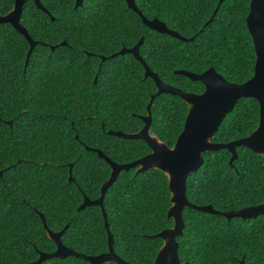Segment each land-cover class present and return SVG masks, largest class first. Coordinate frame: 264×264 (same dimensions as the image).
I'll return each mask as SVG.
<instances>
[{"label":"trees","instance_id":"16d2710c","mask_svg":"<svg viewBox=\"0 0 264 264\" xmlns=\"http://www.w3.org/2000/svg\"><path fill=\"white\" fill-rule=\"evenodd\" d=\"M40 2L47 12L32 0L22 6L20 24L37 42L27 63V40L10 24H0V212L8 225L0 239V264H26L39 251L55 250L40 213L51 231L66 226L60 240L78 253L107 251L106 221L121 259L152 264L162 245L156 234L173 225L167 218L170 194L163 173L120 171L104 194L105 220L98 206L77 210L83 197L99 196L110 175L108 164L91 149L116 163H129L150 151L142 140L107 134L140 130V116L147 114L156 92L154 81L144 77L131 54L110 55L143 36L139 55L165 84L200 94L201 82L174 71L200 74L209 67L228 81H244L253 71L245 23L250 0H223L219 5L218 0H134L145 17H156L191 41L147 28L125 0H83L78 7L75 0ZM13 3L0 0V15ZM209 31L217 34L221 46L234 45L227 59L218 60L215 42L203 39ZM187 110L178 96H156L150 106V132L171 147ZM257 118L258 102L240 98L211 141L246 136ZM237 155L229 165L225 149L204 153L202 166L187 176V200L220 211L263 201L264 156L242 146ZM41 191L56 195L42 197ZM183 219V234L176 238L181 262L264 264V216L228 220L185 209ZM40 264L89 263L68 256Z\"/></svg>","mask_w":264,"mask_h":264},{"label":"water","instance_id":"95a60500","mask_svg":"<svg viewBox=\"0 0 264 264\" xmlns=\"http://www.w3.org/2000/svg\"><path fill=\"white\" fill-rule=\"evenodd\" d=\"M27 0H14L13 7L7 13L0 15V24H10L19 34H21L28 42L29 49L27 51L26 60L35 45L36 41L28 35L26 29L20 24V16L22 6ZM35 6L47 12L41 4L40 0H32ZM127 7L137 13L141 22L147 28L154 30L160 34H165L170 37L182 40L191 41V38H185L178 32L170 29L164 22L157 18L148 19L137 8L134 0H125ZM223 0H218V5ZM82 0H75V6H80ZM255 11L257 17L264 19V0H250L249 12ZM248 12V13H249ZM210 18L209 21H211ZM53 20V17H50ZM249 18L246 16L245 23L247 25ZM251 28V25L249 24ZM143 42V37L131 48H122L117 52L118 55L125 53L131 54L143 67L144 77L151 78L154 81L156 92L151 95L149 103L146 107L147 114L140 116L143 126L140 130L133 133H124L122 131L108 130L107 134L125 139L142 140L150 149L143 157L138 158L129 163H116L106 156L101 150L91 149L96 152L97 156L102 158L110 168L108 179L102 184L99 191V196L96 199L83 197L82 202L78 205L77 210H82L88 206H98L101 209L104 220L106 213L103 207V198L106 190L116 180L120 171L134 169L135 174L145 172L147 170H158L167 178V185L170 194V206L167 210V218L172 220L173 225L170 228L164 229L157 233L156 236L162 240V245L159 248L152 264H189L181 262L178 258L177 237L183 234L184 219L183 214L185 209H195L199 212L215 214L223 216L226 219L231 218H255L258 215L264 216V200L254 206L243 207L238 210L220 211L214 209L211 205L199 206L190 203L185 194L187 176L198 170L203 164V154L213 152L220 149H225L230 153L229 165L237 159V147L242 146L255 154L264 156V87L257 88V91L252 93H242L236 95L235 91L224 88L219 82L211 78L212 73L220 77L225 83H229L220 75L213 67H209L204 72L197 74L186 70H176L175 74L185 76L191 81H199L204 86V91L200 94L185 92L160 80L158 75L152 72L146 63L139 55V46ZM62 44H65L63 42ZM259 51V50H258ZM116 54H112L111 57ZM104 59V57H102ZM160 94H169L178 96L187 105V114L185 117L182 131L177 136L174 144L170 147L161 142L156 136L150 134L151 127V112L150 106L154 98ZM252 94V95H249ZM253 98L258 102L259 115L256 128L246 137L233 140L227 143L212 142L211 137L216 133L223 118L228 114L240 98ZM10 124V122H9ZM175 149V151H173ZM1 175V172H0ZM73 178L69 175V181ZM42 225L47 233L48 238L55 244L53 252H38V258L35 261L26 264H40L42 261L49 258H65L74 257L86 260L89 264H107L114 262L116 264H129L121 259L113 250V238L108 229V224L105 221L107 231V251L97 255H87L78 253L66 247L60 240L66 226L59 232L51 231L45 222L44 215L39 214ZM241 264H244L243 260Z\"/></svg>","mask_w":264,"mask_h":264},{"label":"snow or ice","instance_id":"6c2138e0","mask_svg":"<svg viewBox=\"0 0 264 264\" xmlns=\"http://www.w3.org/2000/svg\"><path fill=\"white\" fill-rule=\"evenodd\" d=\"M246 16L249 18V22H247L246 25V32L248 33V39L252 46V73L246 77L244 81L229 83H225L220 77L216 76L215 73L209 74L214 81L219 82L224 88L235 91L236 95L245 92L252 93L257 91V88L261 89L264 87V19L257 17L256 12L253 10L246 13ZM249 24L251 25V28L249 27ZM203 39L209 44L215 42L216 47L219 48V51L216 52L218 60L227 59L234 48V45L221 46L217 41V34L212 33L211 31H209ZM173 151H175V149ZM46 194L52 197L56 195L54 191H41L40 193L42 197ZM7 226L5 213L0 212V239H2Z\"/></svg>","mask_w":264,"mask_h":264},{"label":"flooded vegetation","instance_id":"af4514ba","mask_svg":"<svg viewBox=\"0 0 264 264\" xmlns=\"http://www.w3.org/2000/svg\"><path fill=\"white\" fill-rule=\"evenodd\" d=\"M82 1H83V0H82ZM81 3H82V2H81ZM248 12H249V11H248ZM214 13H215V12H214ZM50 17H52V16H50ZM155 18H156V17H155ZM152 19H153V18H152ZM14 30H15V29H14ZM26 31H27V30H26ZM141 37H143V36H141ZM141 37H140V38H141ZM133 46H134V45H133ZM133 46H132V47H133ZM139 47H140V46H139ZM122 48H123V47H122ZM122 48H121V49H122ZM124 48H125V47H124ZM130 48H131V47H130ZM121 49H120V50H121ZM120 50H119V51H120ZM117 52H118V51H117ZM117 52H116V53H113V54L118 55ZM125 54H128V53H125ZM111 55H112V54H111ZM111 55H110V57H111ZM116 55H115V56H116ZM104 58H105V57H104ZM217 72H218V71H217ZM219 74H220V73H219ZM224 79H225V78H224ZM225 80H226V79H225ZM226 81H228V80H226ZM228 82H231V81H228ZM93 83H94V81H93ZM203 91H204V90H203ZM194 94H195V93H194ZM234 106H235V105H234ZM233 108H234V107H233ZM232 110H233V109H232ZM232 110H231V111H232ZM231 111H230V112H231ZM226 115H227V114H226ZM258 115H259V107H258ZM224 118H225V117H224ZM224 118H223V119H224ZM220 124H221V123H220ZM257 124H258V118H257ZM219 126H220V125H219ZM150 128H151V127H150ZM218 128H219V127H218ZM255 128H256V127H255ZM252 131H253V130H252ZM252 131H251V132H252ZM216 132H217V131H216ZM251 132H250V133H251ZM250 133H249V134H250ZM150 134H152V133L150 132ZM249 134H247L246 136H248ZM152 135H153V134H152ZM154 136H156V135H154ZM246 136H243V137H241V138H244V137H246ZM156 137H157V136H156ZM157 138H158V137H157ZM211 138H212V137H211ZM158 139H159V138H158ZM239 139H240V138H239ZM159 140H160V139H159ZM236 140H237V139H236ZM160 141H161V140H160ZM232 141H233V140H232ZM161 142H163V141H161ZM163 143H164V142H163ZM165 144H166V143H165ZM167 145H168V144H167ZM168 146H169V145H168ZM237 148H238V147H237ZM258 204H259V203H258ZM255 205H257V204H255ZM249 206H254V205H249ZM244 207H247V206H244ZM242 208H243V207H242ZM238 209H241V208H238ZM238 209H228V210H226V211H229V210H238ZM259 216H262V215H258V216H256L255 218H248V219H256V218H258ZM242 220H246V219H242ZM244 257H245V256H243V258H244ZM243 258H242V259H243ZM241 261H242V260H241ZM240 263H241V262H240Z\"/></svg>","mask_w":264,"mask_h":264}]
</instances>
